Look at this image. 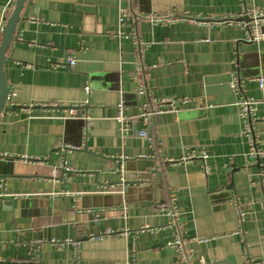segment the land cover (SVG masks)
<instances>
[{
  "label": "crops",
  "instance_id": "obj_1",
  "mask_svg": "<svg viewBox=\"0 0 264 264\" xmlns=\"http://www.w3.org/2000/svg\"><path fill=\"white\" fill-rule=\"evenodd\" d=\"M245 10L264 0L27 1L3 66L0 264L264 263V42ZM145 166L162 181L126 183Z\"/></svg>",
  "mask_w": 264,
  "mask_h": 264
},
{
  "label": "built area",
  "instance_id": "obj_2",
  "mask_svg": "<svg viewBox=\"0 0 264 264\" xmlns=\"http://www.w3.org/2000/svg\"><path fill=\"white\" fill-rule=\"evenodd\" d=\"M120 16H119V20H118V32L116 35H118L121 38H124L125 34L122 32V27L125 26V24L128 22V12L123 8L120 9ZM245 16H247L249 18L248 22H241L238 23V26H241L244 30H246L247 33V37L246 40L250 43H257V44H263L264 42V10L262 11H258V10H251V11H247L245 10L244 13L242 15H240L241 18H244ZM229 22H232L231 20H228ZM1 28V32H2ZM75 61L72 58H69V60L67 61V65L70 67H74L75 65ZM264 85V80L261 79L260 80V86L261 88H263ZM231 89L236 92V93H241L242 92V85L238 80H234L232 81L231 85H230ZM175 104L172 100L169 99H162L160 101H158L156 103V111L157 114L161 113L163 111V109L166 108H171L173 107ZM240 113L243 116V118L246 120L247 122V126H246V131H245V135L249 138V141L252 145V151L250 153V158H259L263 155L262 151L256 146V142L255 139L253 137L252 134V130L250 128V123L251 120L253 118V101L250 99H246L244 97H242V101L240 102ZM154 114V113H153ZM153 114H151V112H144V117L145 120L148 123V127H151V117L154 116ZM116 120L120 125V131L122 133L127 132V130L129 129V126L131 124V120L129 119L128 116L124 115V104H120L118 106V112L116 114ZM142 138H149V132L148 131H144L141 134ZM76 148V147H75ZM75 148H73L72 150H75ZM191 157H189L190 159ZM207 158V155L203 156V159L205 160ZM4 195H1V197ZM171 206V205H170ZM164 210L169 211V214L171 216V218L174 219V221H176V217L178 216V213L174 210L173 206L170 208H164ZM173 221V222H174ZM174 246L181 252L184 253V247L182 245V241H177ZM246 264H259V263H253L252 260H247ZM264 264V263H261Z\"/></svg>",
  "mask_w": 264,
  "mask_h": 264
},
{
  "label": "water",
  "instance_id": "obj_3",
  "mask_svg": "<svg viewBox=\"0 0 264 264\" xmlns=\"http://www.w3.org/2000/svg\"><path fill=\"white\" fill-rule=\"evenodd\" d=\"M28 0H16V3L13 7V10L10 13V17L8 18L6 25L2 29V39L0 41V116L5 110H7V98L9 95V86L7 84V80L5 77L4 72V61L7 56L8 48L11 45V43L14 41L15 36L17 34V28L20 23V20L22 18V11L26 5ZM247 20V19H246ZM135 161H141V160H135ZM1 165H3L4 162H0ZM137 164V163H136ZM0 165V166H1ZM149 167L155 168L154 163L151 164ZM160 167V165H159ZM124 171H128V168L126 164L123 166ZM138 174H130L131 172L125 174V181L127 184H138L143 183L145 181L147 182H153L156 179L158 181H162V174L159 173L157 170L149 171L147 166L144 168L140 167L137 169ZM1 177V176H0ZM121 182H119V185ZM128 189H124V192L127 193ZM8 264H15L9 262Z\"/></svg>",
  "mask_w": 264,
  "mask_h": 264
}]
</instances>
